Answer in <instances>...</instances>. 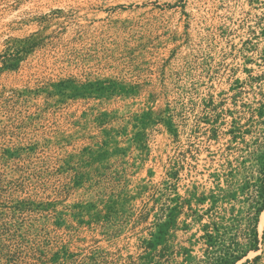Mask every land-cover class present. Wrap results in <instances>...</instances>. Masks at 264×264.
Segmentation results:
<instances>
[{
    "label": "rangeland",
    "instance_id": "obj_1",
    "mask_svg": "<svg viewBox=\"0 0 264 264\" xmlns=\"http://www.w3.org/2000/svg\"><path fill=\"white\" fill-rule=\"evenodd\" d=\"M263 95L264 0H0V264H210Z\"/></svg>",
    "mask_w": 264,
    "mask_h": 264
},
{
    "label": "trees",
    "instance_id": "obj_2",
    "mask_svg": "<svg viewBox=\"0 0 264 264\" xmlns=\"http://www.w3.org/2000/svg\"><path fill=\"white\" fill-rule=\"evenodd\" d=\"M252 114V118L264 119V95L262 101L259 102V106ZM233 122L234 127L230 129V133H236V131L243 129V126L237 123L236 120ZM257 164L258 175L255 177L254 184H252L254 187L253 191H248L250 187V182L248 181H245L239 189L226 191L224 199L231 204V207L224 208L225 212L228 213L225 216H218L217 212L214 211L217 198L214 193L209 196L193 194L197 203H204L208 199L211 201V206L207 211L210 212L208 213L209 221L202 224L204 233L201 235V240L204 241L206 246L204 253L210 264H238L244 259L245 261L241 264H256L262 257L264 252V231L260 235L258 224L260 215L264 211V153L257 158ZM239 196L244 197V202L247 203V206L236 210L232 203ZM202 217H204V214H198L195 219L201 221ZM172 221L171 218H168L163 222H158L157 232L152 234V238L148 241L149 247L153 248L159 245L162 233ZM183 249L186 252V256L178 264H191V261L196 257L192 255L191 249ZM259 251L261 253L257 254L253 259L247 258L250 252Z\"/></svg>",
    "mask_w": 264,
    "mask_h": 264
},
{
    "label": "bare ground",
    "instance_id": "obj_3",
    "mask_svg": "<svg viewBox=\"0 0 264 264\" xmlns=\"http://www.w3.org/2000/svg\"><path fill=\"white\" fill-rule=\"evenodd\" d=\"M264 224V213H263V217H262V221H261V226H263Z\"/></svg>",
    "mask_w": 264,
    "mask_h": 264
}]
</instances>
